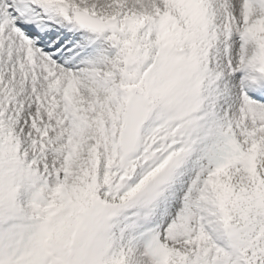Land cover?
<instances>
[{"label": "snow or ice", "instance_id": "snow-or-ice-1", "mask_svg": "<svg viewBox=\"0 0 264 264\" xmlns=\"http://www.w3.org/2000/svg\"><path fill=\"white\" fill-rule=\"evenodd\" d=\"M0 264H264V0H0Z\"/></svg>", "mask_w": 264, "mask_h": 264}]
</instances>
